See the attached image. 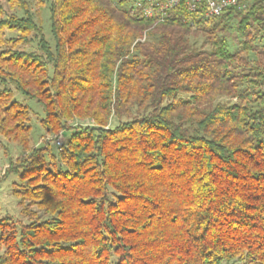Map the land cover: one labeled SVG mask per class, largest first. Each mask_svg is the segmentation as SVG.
Here are the masks:
<instances>
[{
  "label": "trees",
  "instance_id": "obj_1",
  "mask_svg": "<svg viewBox=\"0 0 264 264\" xmlns=\"http://www.w3.org/2000/svg\"><path fill=\"white\" fill-rule=\"evenodd\" d=\"M134 1L50 0L51 45L41 3L0 0V179L27 221L0 222V264H264V0L159 24Z\"/></svg>",
  "mask_w": 264,
  "mask_h": 264
},
{
  "label": "rangeland",
  "instance_id": "obj_2",
  "mask_svg": "<svg viewBox=\"0 0 264 264\" xmlns=\"http://www.w3.org/2000/svg\"><path fill=\"white\" fill-rule=\"evenodd\" d=\"M31 3V6L33 10L37 8V4L41 3L43 5L42 10L39 13V23L42 26L43 29V35L45 39L52 45L53 40L51 36L50 31V20H49V10L48 6L50 3V0H29ZM226 38L229 43V49L231 51H238L239 50V42L240 38L238 36V33L236 32L235 28L232 30V32L228 35H226ZM200 43V42H199ZM264 47V39H261L258 41L255 45L256 51H261ZM26 104L33 110L35 116H32L30 119V125H31V144L33 145H42L46 143L47 141H55L50 139H43L40 140V137L44 135V131L42 127L40 126V119H42L43 113L40 107L33 101V100H26ZM78 122H75V124ZM83 124V122H81ZM115 124L114 120L111 122V126ZM69 131L65 132V137L69 135ZM60 137V136H58ZM63 140V139H61ZM51 148L53 149V153L56 154V148L53 146V143H51ZM8 154L5 153L3 149H0V178L2 175V172L4 171L5 166L8 163V159L10 157L15 158L17 155L21 154V148L15 144H9L7 146ZM16 176L14 174L8 175L6 178L0 179V222L3 220H6L5 218H10L8 220V223L11 222L18 226L19 222H22L25 224L27 221L26 219L20 214V207L18 205V199L12 194L11 192V184L16 181ZM2 235V232L0 230V237ZM4 247L0 246V255L3 253ZM237 264V263H236Z\"/></svg>",
  "mask_w": 264,
  "mask_h": 264
},
{
  "label": "built area",
  "instance_id": "obj_3",
  "mask_svg": "<svg viewBox=\"0 0 264 264\" xmlns=\"http://www.w3.org/2000/svg\"><path fill=\"white\" fill-rule=\"evenodd\" d=\"M251 0H135L133 6L142 18L154 24L163 23L174 9L196 14L203 19L215 18L228 10L242 11L248 7ZM264 92V82L261 86ZM55 139L56 147L62 145V135Z\"/></svg>",
  "mask_w": 264,
  "mask_h": 264
}]
</instances>
